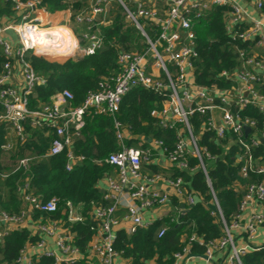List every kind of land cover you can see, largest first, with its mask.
Segmentation results:
<instances>
[{"label":"built area","instance_id":"1","mask_svg":"<svg viewBox=\"0 0 264 264\" xmlns=\"http://www.w3.org/2000/svg\"><path fill=\"white\" fill-rule=\"evenodd\" d=\"M12 1L19 19H0V50L6 58L0 67V126L20 143L32 137L26 126L45 128V134L52 133L53 137L44 154L18 158L11 171H0V179L19 170H29L33 159L63 152L66 171L83 162L84 157L71 152L70 145L84 126V117L91 107L96 114L111 116L121 146L105 158L115 174L99 182L107 204L93 205L88 212L94 224L84 251L75 245V233L71 229L74 223L84 220L79 207L56 196L45 199L35 194L31 191L30 176L16 181L20 208L17 212L0 208V242L8 233L20 229L28 230L32 239L20 250L16 264H34L43 257L52 258V264L79 261L132 264L130 257L114 247L117 230L123 229L131 235L173 213L172 195L193 202V195L181 176L151 172L145 165L158 164L159 154L165 156L171 167L189 171L188 158H196L197 167L209 182L206 160L211 155L193 132L190 118L195 113L203 117L200 132H212L225 150L236 149L234 164L239 167L241 178L247 180L255 175L257 179L244 185L235 183L242 195L230 221L223 218L212 192L211 203L216 206L222 236L205 243L202 255H193L191 243L203 244V241L191 235L182 249L173 254L171 264H184L194 257L203 261L193 264H243L244 254L264 249V128L258 127L257 120L242 114L249 105L264 113V92L260 90L264 86V0H89L88 8L81 9L74 17L77 24L85 23V31L76 34L72 25H61L69 32L65 37L47 30L52 28L48 20L51 13L39 6V0ZM112 2L122 7L126 18L145 37L147 49L142 53L121 51L117 57L120 71L102 78L97 90L88 93L81 105L74 106L72 92L62 89L50 97V102L30 108L29 96L37 86L45 84L46 78L33 70L26 59L27 53L52 61L94 54L102 47L100 26L109 23L105 15ZM215 7L224 8V31L232 41L238 61L231 71L223 70L219 74L229 80L225 87L199 85L193 74L197 56L194 26ZM146 25L154 32L153 39L147 35ZM7 28L15 32V43L5 33ZM50 36H55L56 41H50ZM134 87L164 96L162 109L151 111V115L162 127L176 128L172 147L149 137H141L142 142L147 140L145 146H125L124 141L131 136L115 115L122 97ZM245 128H249L248 133ZM1 147L8 152L13 141ZM162 185L169 190L160 188ZM176 211L182 213L181 208ZM55 213L59 214L57 218L52 216ZM164 232L165 227L160 228L157 237ZM149 263L158 264L154 260Z\"/></svg>","mask_w":264,"mask_h":264},{"label":"trees","instance_id":"2","mask_svg":"<svg viewBox=\"0 0 264 264\" xmlns=\"http://www.w3.org/2000/svg\"><path fill=\"white\" fill-rule=\"evenodd\" d=\"M14 5L12 0H0V19H19ZM39 6L49 13L69 11L70 25L74 32L80 34L85 31V23L77 24L74 17L81 9L88 8L89 0H39ZM223 13L224 8L215 7L207 11L194 26L197 56L193 61V74L195 82L202 86H228L229 80L219 74L223 70L231 71L238 64L232 41L224 31ZM105 19L109 23L100 26L103 44L94 54L68 58L64 61H51L27 53L26 59L33 70L46 78L45 84L37 86L29 96L30 108H34L38 103L50 102V97L62 89L72 92L74 106L81 105L88 93L97 90L98 82L102 78H109L120 71L117 57L121 51L142 53L147 49L145 37L126 18L118 3L110 4ZM144 29L153 39L154 32L149 30L147 25ZM5 60L0 50V67ZM260 90L264 92V86H260ZM163 102L164 96L143 87H134L122 97L115 117L131 136L124 141L125 146L147 145V140L142 142L141 137L162 140L168 148L173 146L176 128L162 127L159 120L151 115V111L162 109ZM242 114L257 120L258 127L264 128V113L254 106H247ZM202 119V116L195 113L190 121L194 134L200 137L199 144L211 155V158L206 160L209 182L197 167L198 160L192 157L188 158L191 170L180 171L172 167L169 173L172 177L181 176L187 190L192 195H197L200 202L187 203L185 198L172 195L173 213L156 220L148 228L137 229L131 235L123 229L117 230L114 247L122 251L124 256L130 257L132 264H150L152 260L158 264H171L173 254L182 249L186 238L191 235L201 239L203 244L191 243L190 253L202 255L205 243L222 236V224L218 213L206 205L212 201V192L223 218L230 221L237 211L242 195L240 190H236L235 183L244 185L257 179L255 175H251L247 180L241 178L239 167L234 164L236 149L231 147L225 150L215 140L212 132H200ZM84 120V126L70 145L71 152L82 155L84 160L71 171L64 168L66 153L63 152L59 155L33 159L29 163V170H19L3 180L0 179V208L8 212H17L21 206L16 196V181L25 176H30L31 191L35 194H40L45 199L56 196L62 201L69 200L78 206L84 220L74 223L71 229L75 233L74 243L81 251L85 250L91 238V226L94 224L88 212L93 205L107 204L99 188V182L104 177L115 174L114 167L107 164L105 158L121 148L109 114H96L91 107L87 110ZM25 128L32 137L21 143L13 141L12 149L7 152L1 146L11 138L7 137L6 130L0 126V171L9 172L18 158L42 155L48 149L52 133L46 135L45 128L30 129L28 126ZM145 168L151 172H161L158 164L145 165ZM181 204H184L186 211L178 213L176 210ZM52 216L57 218L59 214L55 213ZM162 227H165V232L157 237V232ZM31 240L26 229L14 230L5 235L0 242V263L16 264L20 250ZM241 260L243 264H264V249L244 254ZM52 263V258L43 257L34 264ZM74 264L85 263L79 261Z\"/></svg>","mask_w":264,"mask_h":264},{"label":"crops","instance_id":"3","mask_svg":"<svg viewBox=\"0 0 264 264\" xmlns=\"http://www.w3.org/2000/svg\"><path fill=\"white\" fill-rule=\"evenodd\" d=\"M56 13H62V15L66 14L68 16V18L70 17V12L67 11V10H62V11L56 12ZM51 15H52V13H51ZM7 133H8V131H6V135H7V137L11 138L10 141H17L16 138L14 136H12V134L9 135V133L8 134ZM158 169L160 171L168 172V173H170V171L172 169L171 165L166 160L165 156L159 155V154H158ZM160 188H162V189H164L166 191L169 190V188L167 186H165V185L160 186ZM159 213H160V210L158 209V215H159ZM150 215H151V213L148 216H150ZM259 240H261V239H259ZM217 257L218 256H215V259H217ZM202 261H203L202 258L200 259L198 257H194V258H192L190 260H187L184 264H193L194 262H202Z\"/></svg>","mask_w":264,"mask_h":264},{"label":"water","instance_id":"4","mask_svg":"<svg viewBox=\"0 0 264 264\" xmlns=\"http://www.w3.org/2000/svg\"><path fill=\"white\" fill-rule=\"evenodd\" d=\"M5 33L8 34V35L11 37V40H12L14 43L17 41L16 34H15V32H14L12 29L7 28V29L5 30ZM49 40L52 41V42H54V41H56V37H55V36H50V37H49ZM248 131H249V128H245V133H248ZM262 141H264V139H262ZM192 199H193V202H194V203L200 202V198H199L197 195H193ZM206 205H207V207H208L210 210H212L213 212L216 211V206H215L213 203L208 202ZM180 208L182 209V212H185V211H186L185 208H184V204H181V205H180Z\"/></svg>","mask_w":264,"mask_h":264},{"label":"rangeland","instance_id":"5","mask_svg":"<svg viewBox=\"0 0 264 264\" xmlns=\"http://www.w3.org/2000/svg\"><path fill=\"white\" fill-rule=\"evenodd\" d=\"M160 4H161V2H160ZM48 20L50 21L51 27L58 26V28H60L61 25H66V24L69 25V24H71L70 17L68 18V16L66 14L62 15V13H52V15H50L48 17ZM52 60L53 59H51V61ZM59 61H62V59H60Z\"/></svg>","mask_w":264,"mask_h":264},{"label":"bare ground","instance_id":"6","mask_svg":"<svg viewBox=\"0 0 264 264\" xmlns=\"http://www.w3.org/2000/svg\"><path fill=\"white\" fill-rule=\"evenodd\" d=\"M44 30H46V29H44ZM47 30L49 32H51V34H54L55 36H62V37L67 36L68 33H69L68 29L66 27H64V26H61L60 28H58V26H55V27H52V28H47Z\"/></svg>","mask_w":264,"mask_h":264}]
</instances>
